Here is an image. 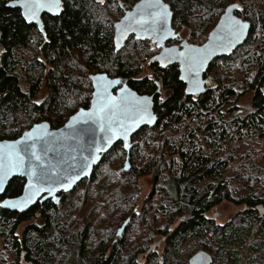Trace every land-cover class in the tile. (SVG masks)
I'll return each mask as SVG.
<instances>
[{"label":"trees","instance_id":"1","mask_svg":"<svg viewBox=\"0 0 264 264\" xmlns=\"http://www.w3.org/2000/svg\"><path fill=\"white\" fill-rule=\"evenodd\" d=\"M9 1L0 0V140L16 139L40 121L57 128L78 108H87L92 93L88 76L96 72L126 80L139 94H154L156 81L167 91L163 101L161 94L154 97L156 125L132 138L131 168L122 173L125 186L111 200L118 213L104 203L96 213L85 201L88 195H102L100 170L125 159L121 143L58 204L38 202L24 213L0 208V244L13 251L15 264H187L197 252L207 254L211 264H235L234 247L249 249L251 264H264V215L255 210L264 205V154L260 159L257 152L258 142L264 143V1L256 9V0H164L173 12V28L187 30L191 43L204 41L232 3L240 5L237 15L251 23L247 40L230 57L211 63L207 74L213 81L198 97L185 96L176 65L165 70L146 66L152 79L143 72L151 53L147 43L133 40L125 54L114 52L112 26L123 11L120 2L63 0L60 16L46 19L48 43L38 50L41 36L23 22L18 9L6 7ZM135 1L121 3L129 8ZM108 6L112 12L105 16ZM33 32L37 41L30 38ZM236 66L241 70L237 83L230 80ZM42 89L45 96L38 102ZM247 91L253 92L252 113L238 105ZM260 149L264 153V146ZM232 164L237 173L230 179L226 172ZM143 176H150L151 190L134 215L131 202ZM244 179H253L259 188L245 192ZM23 185L22 178H13L0 200L19 196ZM223 201L240 210L218 225L208 213ZM107 213L112 216L104 222ZM35 217L40 223L28 224L19 236L21 225ZM166 234L160 253L147 255L153 240Z\"/></svg>","mask_w":264,"mask_h":264},{"label":"water","instance_id":"2","mask_svg":"<svg viewBox=\"0 0 264 264\" xmlns=\"http://www.w3.org/2000/svg\"><path fill=\"white\" fill-rule=\"evenodd\" d=\"M97 3H101L100 0H94ZM105 1V0H103ZM143 0H138L135 2L130 10L124 12L123 16L114 23L113 25V45L115 51H119L124 47L125 42L130 36H133L135 40L147 41L149 40L152 45H155L159 52L153 56L148 63H156L159 68L166 69L169 66L176 65L179 72V81L184 84V93L186 96H199L206 92V87L209 85V79L204 78V75L214 59L222 57H230L233 52L239 48L248 38L251 23L237 15L240 10V5L232 10L231 15L235 16L237 19H241L244 23L248 25L244 32V35L236 41L233 45H229L227 39L225 38V9L230 5L226 6L223 12L217 19L214 27L208 33L206 40L203 44L197 45L189 43L187 40H182L178 45L166 46L167 42H174L180 38V34L177 33L172 27V15L169 18L167 24V33L153 34L151 31H145L135 20L129 19L125 20V17H129L135 14L137 11V5L141 4ZM164 3H166L163 0ZM168 4V3H166ZM169 5V4H168ZM7 8L19 9L21 11V16L28 25H36L38 30L43 32L42 16L48 15L50 17H58L63 12V7L61 5L62 11L59 14H54V12H48L47 10L41 11L38 15L39 23L36 20H29L23 15V8L19 6V0H12L6 4ZM170 7V5H169ZM171 9V8H170ZM139 19V17H136ZM131 23L132 28L135 29L129 31H121L125 24ZM1 41V35H0ZM175 49L173 54V59L167 60L165 56L167 55V50ZM192 49L207 50V58L203 62V67L200 68L198 74L199 88H196L194 83L189 78V73L186 71V65L184 57L177 55L180 53H190ZM184 79H181V77ZM95 77H103L102 80L94 79ZM92 93L90 98V103L87 108H82L77 110L72 114L67 121L59 128H52L48 122H39L33 124L29 129L25 130L18 138L13 140H0V162L7 164L8 153L11 150V146H15V151L20 157L23 158V169L29 170L31 168H36L39 170L41 166L46 168H51L56 166V172H61V170L75 171L80 174L79 179H73L71 187L64 190L59 183L51 185L53 191L49 194L48 191H42L38 196L33 199V202L27 205H21L20 207H12L11 204H6V201H18L24 196L25 185L28 183V177L23 175L20 171H12L5 178L3 182L4 191L8 183L13 178H22L24 180V185L21 194L15 198H4L0 200V208L8 210L11 212L24 213L30 208L35 206L36 203H42L44 201L50 200L54 204H58L61 199L62 194L71 193L74 189L84 180L90 179L95 167H97L104 155H106L111 148L117 143L122 144L123 151L125 152V160L120 173H127L130 168V151L136 144L132 141L133 136L142 128H153L157 123V115L154 111V97L158 94V90L154 94H139L135 90L131 89L125 81L120 78H111L106 73H96L89 76ZM120 83H109L110 81H117ZM101 86L107 87V93L105 98H101L97 95L98 92L102 90ZM107 97L113 98L117 103L120 102L122 98H127L130 103H134L136 100L148 97L150 98V108L152 115L155 119L152 122H139L133 123V118L131 114L128 115H117L115 120L117 122L111 123L107 117L104 119L100 118V115L89 116V114L97 113L99 107L102 103L106 102ZM75 117V119H73ZM123 121L127 126H129V131L127 135L122 134V130L119 128V121ZM111 128V131H109ZM109 137L111 140L109 142ZM127 143L129 147H124ZM27 147V154L24 149ZM100 148L101 151L97 152L96 149ZM35 152L37 156L40 157L39 160L34 159L31 156L32 152ZM87 157V167L80 171L83 163H85V158ZM69 165H75L74 169H69ZM67 184V181H65ZM45 189L49 185L43 186ZM4 191L0 192V198L3 196ZM255 210L260 214L264 215V206L258 204L255 206ZM215 219L216 216H213ZM129 218L126 219L123 224L118 228L116 232V237L121 236L122 232L128 225ZM168 236L158 237L153 240L150 244L147 254L160 251L163 247L164 242ZM24 253L21 255V259L24 257ZM210 257L203 253L197 252L188 261V264H211Z\"/></svg>","mask_w":264,"mask_h":264},{"label":"snow or ice","instance_id":"3","mask_svg":"<svg viewBox=\"0 0 264 264\" xmlns=\"http://www.w3.org/2000/svg\"><path fill=\"white\" fill-rule=\"evenodd\" d=\"M103 3V0H100ZM62 0H19V6L23 8V15L29 20H36L39 23L38 15L41 11L47 10L48 12H54V14H59L62 11L61 8ZM237 4H232L225 11V38L229 45H233L238 41L243 35L248 25L244 23L241 19H237L235 16L231 15L232 10L237 8ZM243 11V9H241ZM172 15V10L169 5L164 3L163 0H143V2L137 5V11L129 17H125V20H135L145 31H151L153 34H166L167 24L170 16ZM139 17V19H136ZM135 30L132 28L131 23L125 24L121 31ZM175 49L167 50V55L165 59H173V54ZM207 50L192 49L190 53H180L177 55L183 56L186 71L189 73L190 80L194 83L196 88H199L198 74L201 67H203V62L207 58ZM94 79L102 80L103 77H95ZM181 79H184L182 76ZM109 83L119 84L120 81H110ZM102 90L97 93L102 99L105 98L107 93V87L101 86ZM150 98L143 97L136 100L134 103H130L127 98H122L119 103H117L113 98L107 97L106 102L102 103L98 109L97 113L89 114L90 118L93 115H100L101 119L105 117L111 123L117 122L115 117L117 115H128L131 114L133 118V123H139L142 121L152 122L155 117L152 115L150 108ZM75 119V117L73 118ZM119 128L122 130L123 135H127L129 131V126H127L122 120L119 121ZM111 131V128H109ZM109 142L111 137L108 138ZM124 147H129L127 143ZM27 154V147L24 149ZM97 152L101 151L100 148L96 149ZM31 156L39 160L40 157L36 155L33 151ZM87 157L85 158V163L81 167L80 171L87 167ZM75 165H69V169H74ZM12 171H20L23 175L28 177V183L25 185L24 196L18 201H6V204H11L12 207H20L21 205H27L33 202V199L38 196L42 191H48L49 194L52 193L53 188L51 185L59 183L64 190L71 187L73 179H79L80 174L75 171L61 170V172H56V166L51 168H46L41 166L39 170L36 168H31L29 170L23 169V158L18 155L15 151V146H11V150L8 153V162L4 164L0 162V192L4 191L3 182L4 178ZM67 181V184H65ZM49 185L47 189L43 186Z\"/></svg>","mask_w":264,"mask_h":264},{"label":"rangeland","instance_id":"4","mask_svg":"<svg viewBox=\"0 0 264 264\" xmlns=\"http://www.w3.org/2000/svg\"><path fill=\"white\" fill-rule=\"evenodd\" d=\"M114 1L116 3L121 2V1L123 2V0H114ZM262 1H264V0H256L255 1V8L256 9L258 8L259 4ZM104 12L107 13V15H105V16H109V14L112 12V6H108L106 11H103V14H104ZM239 17L243 18V16H239ZM243 19H245V18H243ZM181 35L183 36V38H186L187 30L183 29V31L181 32ZM257 37H259L258 32L254 34V40H256ZM142 68H143V72L145 74L151 73V70L146 67V64H143ZM238 68H239L238 66L234 67L233 76H232V78H230L231 81L236 82V83H237V81L239 82V79L241 77V70ZM247 71L250 72L249 67H248ZM160 93H161L160 101H163L164 97L167 95V91H164L161 89ZM252 95H253L252 91H247L245 94H243L241 96V99L239 100V103H238L239 107L245 108L246 110H248L250 108ZM44 96H45L44 91L42 89L41 92L38 94V102L42 101ZM247 141L253 142L252 139H249ZM258 143L261 146H258L259 148H258L257 152H259L260 159H262V156L264 153L261 152L260 148L264 146V143H261V142H258ZM252 144H254V143H252ZM242 145L246 146L245 143H242ZM244 152H248V153L250 152L251 153L252 151H251V149H246V150L242 149V153H244ZM123 163H124V157H122L121 160H119V159L115 160L114 162L110 163L109 167L105 166L104 168H102L100 170L99 181L100 180H102V181L99 184H97V188L99 187L100 191L102 192V195L99 196L98 199L91 196L92 194L88 195V197H86V201H85V202H87V203H85L86 208L88 205L90 208H93V206H95L94 209H96L95 212L97 213L98 210L103 208V203H104L110 209L109 212L112 211V213H115L118 210V209L116 210L114 208V205L111 206V203L113 202L111 200L116 198V195L118 194L117 189H119V187H121V186L122 187L125 186V181H124L125 177L123 176L122 173H118V170L123 166ZM236 168H237V164H232L231 167L227 170L226 176L229 177L230 179L232 177H234V175L237 173ZM117 173L120 174L121 176H118ZM244 181H245V179H244ZM136 184H137V188L139 190V193L135 198H133V201L131 202L130 213H132L134 215H139L141 207L143 205V201L146 199V197L148 196V194L151 190V178H150V176H147V177L143 176V177L137 179ZM244 184H245V189H246L245 192H247L248 190L256 191L259 188L258 184H255L253 182V179L246 180L244 182ZM131 187L132 186L129 187V190L131 189ZM121 192L125 193L126 191H125V189H122ZM245 192H244V195H246ZM239 210H240V208H238L236 205L229 203V202H226V201H223L219 205H217L216 207L211 209V211L208 213V217L212 218L213 216H216V218L214 219L215 223L218 225H222V224H225L226 222H228L229 220H231V218ZM118 212L119 211H117V213ZM107 215H108V218H106L104 220V222L107 220H110V218L112 216L108 213H107ZM31 223L39 224L40 221L37 217H35L30 222L23 223V225H21L17 234L20 236L22 231L26 228V226L28 224H31ZM141 231H140V233H141ZM232 250H237V248L234 247ZM237 254H238V256H237L238 261L236 262V264H248L251 261L250 260L248 262L249 256L254 257V255H252V254L248 255V252H245L242 250H240V251L237 250ZM0 255H1V259H0L1 264H15V259H14L15 256L13 254V251L11 249H9L7 246H5L4 244H0Z\"/></svg>","mask_w":264,"mask_h":264},{"label":"flooded vegetation","instance_id":"5","mask_svg":"<svg viewBox=\"0 0 264 264\" xmlns=\"http://www.w3.org/2000/svg\"><path fill=\"white\" fill-rule=\"evenodd\" d=\"M138 1V0H137ZM137 1H135V2H137ZM103 2H105V1H103ZM134 2V3H135ZM133 3V4H134ZM120 4V6L123 8V11H122V13H121V15H120V17L117 19V20H115L114 22H113V25H114V23L115 22H117L122 16H123V14H124V12L125 11H127V10H130L131 9V7H132V5L129 7V8H125V7H123V4L120 2L119 3ZM62 7H63V10H64V3H63V0H62ZM18 11H19V14H20V16H21V11L18 9ZM60 16V15H59ZM21 18H22V16H21ZM47 18H55V17H50V16H48V15H43L42 16V18H41V20H42V23H43V32H44V34H42L39 30H38V27L36 26V25H28L26 22H25V20L22 18V20H23V22L27 25V26H30V27H32L33 29H34V32L35 33H37V34H39L40 36H41V38H42V42L40 43V45H38V50L39 49H41L44 45H46L47 43H48V37H47V33H46V29H45V25H46V19ZM219 18V17H218ZM217 18V19H218ZM217 21V20H216ZM216 21H215V23H216ZM215 23H214V25H215ZM214 25L212 26V28L214 27ZM173 27V26H172ZM211 28V29H212ZM112 29H113V26H112ZM174 30H175V28H173ZM211 29L207 32V34H206V36H205V40H206V37H207V35H208V33L211 31ZM177 33H179L180 34V38H178L176 41H174V42H167L166 43V46H171V45H178L182 40H187L186 38H183V36L181 35V33L179 32V31H177V30H175ZM31 33V36H30V38H31V40H35V41H37V34H35V33ZM113 32H114V29H113ZM0 35H1V41H0V49H1V42H2V33H1V31H0ZM138 41V40H135L134 39V37L133 36H130L129 38H128V40L125 42V44H124V47L121 49V50H119V51H115V49H114V52H122V51H124L125 49H126V47H127V45H131V41ZM205 40L204 41H202L201 43H198L197 45H201V44H203L204 42H205ZM188 41V40H187ZM138 42H142V41H138ZM143 42H145V43H147L148 45H149V47H150V49H151V53L149 54V57H148V59H147V61H146V66L147 67H149L150 68V66L153 64H155V65H157L156 63H151V64H149L148 63V61L153 57V56H155L158 52H159V49H157L156 47H155V45H152L151 43H150V41L149 40H147V41H143ZM189 42V41H188ZM112 43H113V35H112ZM189 43H191V42H189ZM192 44H195V43H192ZM113 48H114V45H113ZM40 52V51H39ZM126 53V50L123 52V54H125ZM132 52H131V50H130V54H131ZM37 57L38 58H42V55H41V53L40 54H38L37 55ZM224 58H227V57H222V58H217V59H214L211 63H213L214 61H218V60H222V59H224ZM211 65V64H210ZM209 65V66H210ZM48 67V65H45V68H47ZM157 67H158V65H157ZM159 68V67H158ZM168 68V67H167ZM178 68V67H177ZM161 69V68H160ZM208 69H209V67H208ZM208 69H207V71H208ZM162 70H165V69H162ZM206 71V73H205V75H204V78H208L209 79V85L212 83V81H213V79H212V76L210 75V74H207L208 72ZM96 73H106V72H96ZM96 73H93V74H96ZM107 74V73H106ZM150 77H151V79L153 78L151 75H150V73H147ZM90 75H92V74H90ZM89 75V76H90ZM108 75V74H107ZM89 76H88V78H89ZM109 77H111V78H120V77H112V76H110V75H108ZM179 78V77H178ZM122 81H125L126 82V80H123L122 78H120ZM89 81H90V79H89ZM91 83V82H90ZM127 83V82H126ZM155 84L157 85V89L155 90V91H157L158 90V94H161L160 92H161V88L159 87V83L156 81L155 82ZM183 84V83H182ZM128 85V84H127ZM184 85V84H183ZM208 85V86H209ZM129 86V85H128ZM208 86L206 87V89L208 88ZM92 87V86H91ZM185 87V86H184ZM41 92V91H40ZM39 92V93H40ZM155 93V92H154ZM158 94H156V95H158ZM185 94V93H184ZM186 96V95H185ZM200 96V95H199ZM263 96H264V92H263ZM190 97H198V96H190ZM91 98V97H90ZM252 98H253V95H252ZM251 101H252V99H251ZM90 103V102H89ZM251 108H252V104H250V108L248 109V110H246L245 108H243V109H245V112H249V113H252V111H251ZM79 109H82V108H78L77 110H79ZM76 110V111H77ZM75 111V112H76ZM75 112H73L72 114H74ZM240 112L241 111H237V113H239L240 114ZM72 114H70L67 118H66V120L63 122V124L67 121V119L72 115ZM262 117H264V116H262ZM40 122H47V121H40ZM37 123H39V122H37ZM49 123V122H48ZM35 124V123H34ZM63 124H61L59 127H61ZM51 126V125H50ZM52 127V126H51ZM59 127H57V128H59ZM53 128V127H52ZM55 129V128H54ZM125 160V159H124ZM124 164V163H123ZM122 168V167H121ZM120 168V169H121ZM120 169L118 170V173H120ZM82 183V182H81ZM80 183V184H81ZM79 184V185H80ZM264 206V205H263ZM164 236H168L169 237V234H166V235H163V236H159V237H164ZM156 238H158V237H156ZM168 239V238H167ZM166 239V240H167ZM166 242V241H165ZM164 242V243H165ZM264 243V242H263ZM150 246V245H149ZM163 247H164V244H163ZM163 247L161 248V249H163ZM149 248V247H148ZM148 250V249H147ZM147 250H146V254H147ZM235 253L237 252V250H233ZM245 252H248V255H250V250L248 249V250H244ZM156 252H159V251H156ZM155 253V252H154ZM151 254V253H150ZM148 255V254H147ZM194 255V254H193ZM193 255H191V256H193ZM191 256H190V258H191ZM189 258V259H190ZM189 259H188V261H189ZM253 259V257H250L249 256V258H248V262L250 261V260H252ZM188 261H187V264H188ZM238 261V258H237V255H236V261H235V264H236V262ZM248 264H251V261L248 263Z\"/></svg>","mask_w":264,"mask_h":264}]
</instances>
